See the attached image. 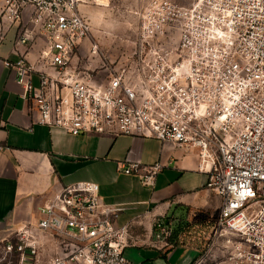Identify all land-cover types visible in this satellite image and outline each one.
Returning <instances> with one entry per match:
<instances>
[{
  "label": "built area",
  "instance_id": "2783aa9c",
  "mask_svg": "<svg viewBox=\"0 0 264 264\" xmlns=\"http://www.w3.org/2000/svg\"><path fill=\"white\" fill-rule=\"evenodd\" d=\"M83 4L3 2L8 23L30 12L16 53L32 36L44 42L34 62L3 61L33 122L72 136L128 135L196 151L197 171L220 199L204 252L222 240L220 264H264V0H137L132 49L98 82L77 68L85 43L97 53ZM163 167L122 161L116 171L153 187ZM122 211L101 202L96 183L64 185L34 222L0 240V264H130L124 249L138 217L119 223ZM173 220L154 221L155 244L172 247Z\"/></svg>",
  "mask_w": 264,
  "mask_h": 264
},
{
  "label": "crops",
  "instance_id": "0c3cea01",
  "mask_svg": "<svg viewBox=\"0 0 264 264\" xmlns=\"http://www.w3.org/2000/svg\"><path fill=\"white\" fill-rule=\"evenodd\" d=\"M3 2L0 0V14ZM29 13L26 9L15 23L0 16V229L34 222L40 206L62 186L74 183L63 181L56 170V161L60 162L59 157L64 155L56 149L64 139L71 149H90L83 155L69 153L67 157H88L101 164L102 180L89 182L99 186L101 202L123 209L117 221L124 223L138 217L130 232L132 245L124 249L130 264H191L196 260L192 253L200 251L182 244L167 248L155 244L153 223L168 217L202 222L206 227L212 223L214 218L210 217L220 199L206 189L207 177L197 171L196 151L128 135L72 136L35 124L20 97L14 71L3 64L4 60L13 62L21 56L34 62L43 48V39L32 36V41L16 46L18 53L14 51L16 40L31 27L27 22ZM31 79L36 86L37 77L33 75ZM122 161L144 165L159 162L164 167L153 187H144L136 176L116 171L117 162Z\"/></svg>",
  "mask_w": 264,
  "mask_h": 264
},
{
  "label": "rangeland",
  "instance_id": "374dc122",
  "mask_svg": "<svg viewBox=\"0 0 264 264\" xmlns=\"http://www.w3.org/2000/svg\"><path fill=\"white\" fill-rule=\"evenodd\" d=\"M136 3L137 0H85V4L81 5V12L91 25L89 40L97 45V53L91 54L89 43H85L78 54L77 68L80 71H87L92 80L98 82L106 77V69L115 67L130 53L136 32V18L133 15ZM71 147L72 145L68 146L62 139L60 149H56L64 154L59 157L60 162L56 161V170L62 180L68 183L80 180L98 182L102 180L100 163H95L88 157L66 155L69 153L83 155L90 149H71ZM217 210L218 208L210 218L216 216ZM209 234L208 227L191 225L180 240L182 245L200 251V255L192 253V258H196L195 264H220L222 260V240H218L209 251L204 252L211 243ZM178 253H181L180 249Z\"/></svg>",
  "mask_w": 264,
  "mask_h": 264
},
{
  "label": "trees",
  "instance_id": "16d2710c",
  "mask_svg": "<svg viewBox=\"0 0 264 264\" xmlns=\"http://www.w3.org/2000/svg\"><path fill=\"white\" fill-rule=\"evenodd\" d=\"M173 219H174L173 223L170 224L171 234L167 239V243L172 247L182 244L180 240L183 238L184 233L188 231L191 225H199V226L204 225L202 224V222H187L183 218H173ZM163 221L165 225L169 226L170 217L163 219Z\"/></svg>",
  "mask_w": 264,
  "mask_h": 264
},
{
  "label": "water",
  "instance_id": "95a60500",
  "mask_svg": "<svg viewBox=\"0 0 264 264\" xmlns=\"http://www.w3.org/2000/svg\"><path fill=\"white\" fill-rule=\"evenodd\" d=\"M27 222L28 221H25L23 224H21L20 226H17V227H14L12 225H7L4 228L0 229V240L3 239L8 234H10L11 232L18 230L19 228L24 226Z\"/></svg>",
  "mask_w": 264,
  "mask_h": 264
}]
</instances>
